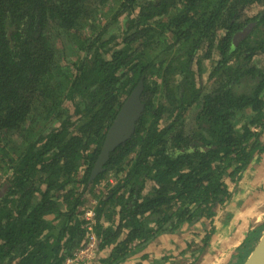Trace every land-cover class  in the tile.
<instances>
[{"label":"trees","instance_id":"16d2710c","mask_svg":"<svg viewBox=\"0 0 264 264\" xmlns=\"http://www.w3.org/2000/svg\"><path fill=\"white\" fill-rule=\"evenodd\" d=\"M142 78L134 135L90 181ZM263 134L264 0H0V264H64L89 196L99 264L211 221L196 264Z\"/></svg>","mask_w":264,"mask_h":264},{"label":"crops","instance_id":"0c3cea01","mask_svg":"<svg viewBox=\"0 0 264 264\" xmlns=\"http://www.w3.org/2000/svg\"><path fill=\"white\" fill-rule=\"evenodd\" d=\"M256 170L257 165L254 162L238 184L232 185V199L213 218L215 232L196 264H238L237 250L256 222L264 223V201L260 204L264 195H258V191L253 192L261 183L259 178L253 177ZM259 176H263L262 171ZM252 193L255 195L254 203L248 201ZM206 222L211 221H201L194 228L185 225L180 232L161 235L127 261L118 264H167L164 257L191 254L188 248L192 241L203 246L205 231L210 226ZM100 256L109 257L110 251L103 250ZM195 259L196 257L192 260ZM99 260L98 256L96 264H99Z\"/></svg>","mask_w":264,"mask_h":264},{"label":"water","instance_id":"95a60500","mask_svg":"<svg viewBox=\"0 0 264 264\" xmlns=\"http://www.w3.org/2000/svg\"><path fill=\"white\" fill-rule=\"evenodd\" d=\"M144 78H142L132 93L123 103L115 121L107 131L100 155L91 172L90 181H93L105 171L111 154L122 144L132 138L136 131V125L145 112V104L142 102L144 91ZM261 222H258L259 225ZM244 264H264V233L256 248L249 255Z\"/></svg>","mask_w":264,"mask_h":264},{"label":"built area","instance_id":"2783aa9c","mask_svg":"<svg viewBox=\"0 0 264 264\" xmlns=\"http://www.w3.org/2000/svg\"><path fill=\"white\" fill-rule=\"evenodd\" d=\"M91 205L95 206L96 202L91 201ZM96 214L94 209L90 206L85 213L87 222V236L84 245L73 255L65 260L64 264H95L98 259V245L99 238L95 231Z\"/></svg>","mask_w":264,"mask_h":264},{"label":"flooded vegetation","instance_id":"af4514ba","mask_svg":"<svg viewBox=\"0 0 264 264\" xmlns=\"http://www.w3.org/2000/svg\"><path fill=\"white\" fill-rule=\"evenodd\" d=\"M263 138H262V140H263V143H264V134H263V136H262ZM263 154H264V151H263V153L260 155V156H258L257 157V159L256 160H254L251 164H250V166H249V168L251 167V165L254 163V162H256V165H257V170H260L261 169V171H262V174H263V176H264V160L262 159V157H263ZM248 168V169H249ZM247 169V170H248ZM246 170V171H247ZM245 171V172H246ZM244 172V173H245ZM243 177V176H242ZM263 188H264V186H263ZM88 199H89V203H87V207H92L93 209H94V206H92L91 205V201L92 200H94V199H92L90 196L88 197ZM95 201V200H94ZM96 202V201H95ZM221 209V208H220ZM220 209H218V211H217V213L219 212V210ZM95 220H96V218H95ZM262 225V226H261ZM260 226V227H259ZM263 229H264V223L262 224H260V225H257V226H253V229H251V231L249 232V235L251 234V233H253V232H257L259 235H261L262 234V231H263ZM262 230V231H261ZM248 235V236H249ZM248 236H247V238H248ZM246 238V239H247ZM194 242V241H193ZM245 242V241H244ZM243 242V243H244ZM100 243H101V241L99 240V245H98V252H97V256H99L100 257V260L102 259L101 258V253H102V251L103 250H101L100 249ZM258 243H259V241H257V242H254L253 243V250L256 248V246L258 245ZM200 249V246L196 243V242H194V244H192V246L189 244V248H188V252H191V254H186V255H182V256H170V260L169 261H167V264H195V261H193L192 259H194V257H196L197 256V254L198 253H196V254H193V253H195L196 252V250H199ZM253 250H252V252H253ZM99 260V261H100ZM98 262V261H97ZM95 264H96V262H95Z\"/></svg>","mask_w":264,"mask_h":264},{"label":"rangeland","instance_id":"374dc122","mask_svg":"<svg viewBox=\"0 0 264 264\" xmlns=\"http://www.w3.org/2000/svg\"><path fill=\"white\" fill-rule=\"evenodd\" d=\"M258 11H259V7H257V8H253V9L250 10V14H251V15H254V14H256ZM59 46H60V48H61V45H60V44H59ZM215 57H216V56H214V58H215ZM203 63H204V66H205V68H206V73H204V74L202 75L201 83H202V85H204L205 87H208V85H207V82H208V74H209V72H210L212 66L214 65V60H213V61L204 60ZM262 159L264 160V154H263ZM260 171H261V169H260V170H256V171L254 172L253 177L259 178L261 183H260V185H259L258 187L255 188V190H253V192L258 191V195H259V194L264 195V188H263V186H264V176H259V172H260ZM254 196H255V195H253V193H252L251 196L248 198V201L251 200V201L254 203V202H255ZM263 201H264V200H262L260 204H262ZM256 212H258V211H256ZM256 224H257V222H256ZM256 224H255V226H256ZM261 231H262V230H261ZM259 240H260V239H259Z\"/></svg>","mask_w":264,"mask_h":264},{"label":"bare ground","instance_id":"6f19581e","mask_svg":"<svg viewBox=\"0 0 264 264\" xmlns=\"http://www.w3.org/2000/svg\"><path fill=\"white\" fill-rule=\"evenodd\" d=\"M231 254V253H230Z\"/></svg>","mask_w":264,"mask_h":264}]
</instances>
